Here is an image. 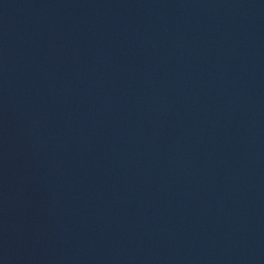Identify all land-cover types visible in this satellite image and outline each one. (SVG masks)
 Instances as JSON below:
<instances>
[{
	"label": "water",
	"instance_id": "1",
	"mask_svg": "<svg viewBox=\"0 0 264 264\" xmlns=\"http://www.w3.org/2000/svg\"><path fill=\"white\" fill-rule=\"evenodd\" d=\"M0 264H264V0H90L1 197Z\"/></svg>",
	"mask_w": 264,
	"mask_h": 264
}]
</instances>
